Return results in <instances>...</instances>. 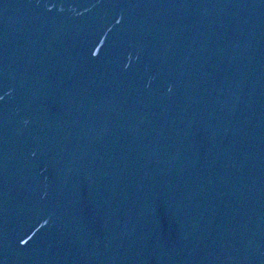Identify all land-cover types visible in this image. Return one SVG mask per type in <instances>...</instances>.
<instances>
[{
	"label": "water",
	"instance_id": "95a60500",
	"mask_svg": "<svg viewBox=\"0 0 264 264\" xmlns=\"http://www.w3.org/2000/svg\"><path fill=\"white\" fill-rule=\"evenodd\" d=\"M0 264H264V0H0Z\"/></svg>",
	"mask_w": 264,
	"mask_h": 264
}]
</instances>
